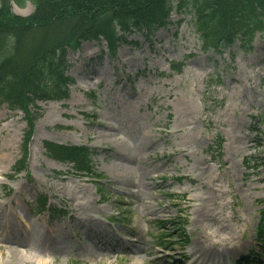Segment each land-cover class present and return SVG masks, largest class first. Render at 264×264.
<instances>
[{"label":"rangeland","instance_id":"obj_1","mask_svg":"<svg viewBox=\"0 0 264 264\" xmlns=\"http://www.w3.org/2000/svg\"><path fill=\"white\" fill-rule=\"evenodd\" d=\"M14 10L28 16L34 5ZM107 51L101 40L68 53L70 98L39 103L28 169L19 175L12 168L29 127L23 112L0 107V245L22 242L18 252L1 248L0 264H190L183 257L204 233L232 240L228 250L206 248L216 250L217 264L258 256L264 39L204 52L192 16L176 11L154 34L136 33L116 54ZM45 141L89 146L102 191L49 157ZM38 196L49 204L40 215L32 211ZM90 198L95 221L77 213ZM148 250L156 254L142 261Z\"/></svg>","mask_w":264,"mask_h":264},{"label":"trees","instance_id":"obj_2","mask_svg":"<svg viewBox=\"0 0 264 264\" xmlns=\"http://www.w3.org/2000/svg\"><path fill=\"white\" fill-rule=\"evenodd\" d=\"M28 1L33 14L13 11V2ZM174 9L193 13L205 50L221 51L236 41L249 49L257 34L264 38V0H0V106L24 111L29 124L17 173L27 167L38 101L69 97L68 50L104 38L116 52L127 35L167 25ZM45 147L55 159L93 172L87 148L52 142Z\"/></svg>","mask_w":264,"mask_h":264},{"label":"bare ground","instance_id":"obj_3","mask_svg":"<svg viewBox=\"0 0 264 264\" xmlns=\"http://www.w3.org/2000/svg\"><path fill=\"white\" fill-rule=\"evenodd\" d=\"M125 161L130 160V158H124ZM135 160L131 159V162H133ZM136 184V183H135ZM61 192V191H60ZM139 195V194H138ZM137 195V196H138ZM142 193L140 194V197L143 199L142 202H140V206L144 209V212H146L147 214L150 212V210L147 207V204L145 203V199L142 197ZM138 197V199L140 198ZM92 200H88L87 202L84 203H79L78 205V209H77V213L81 216H84L86 218L91 219L92 221L94 220L93 218H91V214L92 213H97L99 212V210L96 207V202L95 200H93V198H90ZM81 218V217H79ZM95 221V220H94ZM221 231H218V233H220ZM202 242L200 241V243L196 244L192 250L193 255L195 256H199V260H205L207 262L209 261H214L215 258L213 255L216 254V250L215 251H211L209 253L213 254H207L206 253V248L210 247V246H216V245H220L221 248L223 249H230L232 245L231 244V239H215L213 236V233L208 234V233H204L203 236L201 237ZM10 242L11 244L7 246L6 245H0V249L1 248H8L12 251H19L18 250V246L22 243L20 241V243L18 244L17 242H15V240H8L7 243ZM128 247V246H127ZM230 247V248H229ZM137 251H142L141 248H138ZM136 251V253H137ZM209 251V250H208ZM144 253V251H142ZM156 253L153 250H148V254L144 255L141 257L142 261L147 260V255H155ZM158 259L155 260V262Z\"/></svg>","mask_w":264,"mask_h":264}]
</instances>
